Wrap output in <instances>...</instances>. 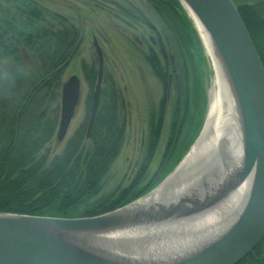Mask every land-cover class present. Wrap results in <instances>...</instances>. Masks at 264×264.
<instances>
[{"label": "trees", "instance_id": "obj_1", "mask_svg": "<svg viewBox=\"0 0 264 264\" xmlns=\"http://www.w3.org/2000/svg\"><path fill=\"white\" fill-rule=\"evenodd\" d=\"M148 1L160 14L170 16L173 24L167 22V27L177 39L179 58L186 59L183 68L193 69L191 57L181 43L183 39L187 46L196 45L202 51L191 21L174 11L170 2ZM171 3L178 5L177 0ZM260 3L244 1L237 7L264 65V10ZM147 25L155 28L148 21ZM80 41L77 26L37 1L0 0V59L3 61L0 65V212L80 217L99 215L127 204L160 181L163 173L173 166L176 160L172 151L180 132L191 131L193 139L201 127V105L199 115L196 112L195 116V112L187 109L180 117V107L175 110L160 166L151 182L140 187L149 172L163 129L164 98L159 112L151 114L148 146L134 178L127 186L103 195L105 179L120 153L125 132L120 94L110 86L108 91L101 90L103 98L100 97L91 136L86 137L87 124L82 125L63 150L50 159V144L57 140L63 73L77 54ZM159 42L162 59L154 51L147 59L166 92L170 78L177 75L175 65H171L176 56L171 57L163 41ZM84 75L94 89L96 65H86ZM188 78L186 70L179 81L187 83ZM237 264H264V239Z\"/></svg>", "mask_w": 264, "mask_h": 264}, {"label": "water", "instance_id": "obj_2", "mask_svg": "<svg viewBox=\"0 0 264 264\" xmlns=\"http://www.w3.org/2000/svg\"><path fill=\"white\" fill-rule=\"evenodd\" d=\"M180 1L191 12L198 30L204 35L203 28L209 36L208 39L204 35L216 61L219 60L232 86L244 131L242 172L239 176H235L231 183L226 182L218 198L213 199L209 194L205 195L200 207L196 204L197 198L189 196L184 202L179 200L169 203L161 199L162 201L152 203L146 208L131 209L132 205L147 197L150 192L113 211L94 216L55 217L0 212V264H148L157 260L159 256L143 259L136 252L134 253L132 248L117 243L116 232L141 230L150 224L172 221L180 214L186 218L199 212V209L210 211L252 170H255V177L249 199L233 225L218 239L199 250L185 252L179 257H165L176 260L165 264H237L262 242L264 239L263 62L233 0ZM93 46L97 54L98 70L86 130L87 138L91 135L97 114L104 76V54L96 37ZM80 97L81 79L77 74H72L61 86L60 118L56 133L58 141L65 138ZM167 179L168 177L161 185ZM206 191L209 192L208 184L198 194H206ZM118 244H121L122 249L117 250Z\"/></svg>", "mask_w": 264, "mask_h": 264}, {"label": "rangeland", "instance_id": "obj_3", "mask_svg": "<svg viewBox=\"0 0 264 264\" xmlns=\"http://www.w3.org/2000/svg\"><path fill=\"white\" fill-rule=\"evenodd\" d=\"M35 1L52 12H58L66 16L70 22L79 28L81 36L77 54L69 62L63 73V81L72 74H77L80 77L81 97L65 138L62 141L54 140L50 144L49 158L51 159L54 155L60 153L67 141L76 133V130L88 122L91 96L94 89L86 81L84 73L86 65L95 64L98 68L97 54L93 46L94 37L98 39L104 54L102 90L108 91L110 86H114L120 94V113L121 118L125 122L124 140L120 153L105 179L103 195L127 186L134 178L148 146L151 114L159 112L161 101L164 98L166 99V114L163 129L155 155L148 168L149 172L145 175L140 187L151 182L152 177H154L160 166L171 135L170 129L174 120V111L180 107V110H178L180 117L185 114L187 109L190 113L195 112V116L196 112H198V115L200 113L199 106L201 105L203 108V122L195 137L193 139L190 138L191 134H193L191 131L180 132L176 148L172 151V157L175 156L176 160L171 167L172 169L169 168L165 171L163 178L139 197L154 191L181 164L200 137L210 110L211 88L215 86L218 89L217 61L207 39L198 30L197 23L191 12L180 0H177L178 5L172 4L171 0H165L167 3L170 2L174 11L191 21L195 34L200 39L202 51L196 45L187 46L184 43L185 41L181 39L186 53L191 57L193 65L191 70L193 71L187 67L183 68V65L187 64L186 59L184 56L182 59L179 58L180 54L178 53H180V50L176 42L177 39L171 32V28L168 29L167 27V22L173 24L170 16L168 14H160V11L154 8L148 0ZM234 1L238 5L244 1H248V3L261 1L260 4L264 10V0ZM147 21L154 25L155 28L147 25ZM161 40L168 54L171 57L176 56L171 65H175L177 75L176 78L173 75L170 78L166 92L164 84L154 74L147 59V55L151 51L157 53L162 59L163 55L160 51L159 42ZM0 65H3L1 59ZM186 70L189 76L187 83L182 80L179 81ZM185 88L186 91L184 90ZM105 95L104 98L106 100ZM185 97H187L186 100L188 99V102H185ZM102 98L103 96H101V100ZM220 101L221 98L218 96L217 110L222 108ZM58 104L60 115V98Z\"/></svg>", "mask_w": 264, "mask_h": 264}, {"label": "bare ground", "instance_id": "obj_4", "mask_svg": "<svg viewBox=\"0 0 264 264\" xmlns=\"http://www.w3.org/2000/svg\"><path fill=\"white\" fill-rule=\"evenodd\" d=\"M202 31L209 39L203 28ZM216 67L218 89L215 86L211 88L210 110L200 137L166 182L132 205V210L146 208L161 199L169 203L184 202L189 196L196 197V204L200 207L205 195L218 198L226 182L231 183L242 172L244 131L228 75L219 60ZM218 96L221 98V110H217ZM254 177L255 170H252L210 211L199 209V212L186 218L180 214L172 221L150 224L141 230L118 231L115 240L132 248L143 259L159 256L148 264L174 262L176 260L165 257H179L185 252L199 250L218 239L233 225L249 199ZM206 184L209 185V192L198 194ZM119 249H122L121 244L117 246Z\"/></svg>", "mask_w": 264, "mask_h": 264}, {"label": "flooded vegetation", "instance_id": "obj_5", "mask_svg": "<svg viewBox=\"0 0 264 264\" xmlns=\"http://www.w3.org/2000/svg\"><path fill=\"white\" fill-rule=\"evenodd\" d=\"M234 1V0H233ZM235 2V1H234ZM236 3V2H235ZM236 4H238V3H236Z\"/></svg>", "mask_w": 264, "mask_h": 264}]
</instances>
